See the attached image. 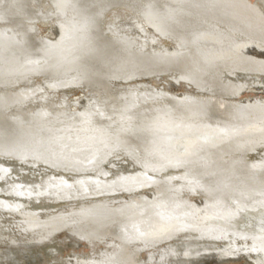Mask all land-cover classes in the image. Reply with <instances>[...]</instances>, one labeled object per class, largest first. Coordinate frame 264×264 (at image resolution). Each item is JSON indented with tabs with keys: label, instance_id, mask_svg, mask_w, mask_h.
Returning <instances> with one entry per match:
<instances>
[{
	"label": "bare ground",
	"instance_id": "bare-ground-1",
	"mask_svg": "<svg viewBox=\"0 0 264 264\" xmlns=\"http://www.w3.org/2000/svg\"><path fill=\"white\" fill-rule=\"evenodd\" d=\"M29 2L0 0V18L11 24L0 26V194L10 197L0 198V234L6 242L29 249L65 234L85 244L86 251L72 250L53 264H168L177 250L165 242L175 240L183 248L170 264L221 260L235 244L246 250L245 264H264V98L248 97L264 90V0H64L74 18L61 20L57 36L50 27L41 31L39 40L22 24L34 13ZM113 5L122 6L121 14L102 32ZM62 35L66 40L55 44ZM25 66L44 76L40 91H61L73 71L79 73L64 89L86 91L69 95L77 101L72 112H23L31 95L18 98L26 89L16 96L9 87ZM84 69L91 74H80ZM163 76L193 92L145 82ZM158 99L165 104H153ZM118 144L138 168L128 162L122 172L110 168L105 182L99 177ZM225 154L227 164L220 161ZM6 156L51 169L26 181L14 173L19 163ZM167 170L184 172L162 180L158 175ZM89 187L128 196L83 200L77 191ZM54 189L60 197L44 199ZM140 190L145 194L134 196ZM182 191L205 198L189 201ZM40 193L36 204L66 205L19 202ZM2 211L19 217L16 229ZM218 241L228 245L208 243Z\"/></svg>",
	"mask_w": 264,
	"mask_h": 264
},
{
	"label": "rangeland",
	"instance_id": "rangeland-1",
	"mask_svg": "<svg viewBox=\"0 0 264 264\" xmlns=\"http://www.w3.org/2000/svg\"><path fill=\"white\" fill-rule=\"evenodd\" d=\"M66 1V0H65ZM31 2V3H30ZM29 2V8L31 11H33L34 13L32 14H29L28 15V18L22 22V24L28 28L29 32H30V36L32 37V39H36V40H39V39H43L42 35H41V31H44V30H47L49 29L48 27H50L51 29L53 28L54 29V32H55V35L54 36H57L58 34H60L61 32H57V30L59 29V26H60V22L61 20H63V18H67V19H72L74 18V14L69 12L68 10H66V5H62L64 4V0H30ZM56 5V6H55ZM69 7H71L70 5H68ZM46 8H48L49 10L46 11ZM40 9V10H39ZM122 10V6H119L117 5V7L115 5H113L112 7H108L106 9V15L105 17L108 18L107 21V27H104V24L101 25V31L102 32H105L106 29L108 27H110L112 25L111 21L115 18V17H118L120 16V12ZM38 11V12H37ZM119 11V12H118ZM130 10H127V12H129ZM40 13V14H39ZM34 14V15H33ZM39 14V15H38ZM55 14V15H54ZM133 14V13H132ZM43 15V16H42ZM123 15H126L125 12ZM41 16V17H40ZM108 16V17H107ZM128 16V15H127ZM111 18V19H110ZM147 19V18H146ZM4 21V22H3ZM10 20H5V19H1L0 18V26H8L10 24L9 22ZM110 22V23H109ZM13 24V23H12ZM57 24V25H56ZM11 25V24H10ZM106 28V29H105ZM146 28V27H145ZM56 29V30H55ZM34 30V31H33ZM33 32V33H32ZM106 33V32H105ZM112 33V32H110ZM46 35V34H45ZM44 35V36H45ZM115 37V35L113 36ZM58 39H54V43L55 44H62L63 41H65L66 39L63 37H56ZM58 49V48H56ZM28 65V64H27ZM25 72L23 73V77L20 78L19 81H15L14 84H12V86L9 87V92L10 93H16L15 95L17 96V93L16 91L17 90H20L21 88H25L26 91L21 92L18 96V98L24 96V94H28L31 95L30 97L32 98H28L27 101L25 100L22 104V111H29L30 108H35V109H39V108H42V109H47L49 112H67V111H71L72 112V107L70 106H73V104H76L77 101H72L74 100L72 98H69V95L70 94H73V93H79L80 91H86V87L85 86H79V87H76V89H68V86H70V82L67 84L66 82H68L69 80H71L76 74H78L79 72L78 71H73V73L71 72L69 75V77L67 79H65V81L63 82V89L64 87H66L64 90H62L61 88V91H60V88H57L56 90H59V92L56 90H46V91H40L39 88H37L39 85H42V83H38V81H42L44 78V76L42 75L41 71L40 70H34V67L32 68V66H25ZM30 71V72H29ZM32 71V72H31ZM29 72V73H28ZM33 73V74H32ZM30 74V75H29ZM74 74V76H73ZM80 74L84 75V76H89L91 74V71H88L87 69H84V70H81L80 71ZM172 79L174 76H172ZM259 77V76H258ZM23 78V79H22ZM176 78V77H174ZM42 79V80H41ZM262 79H264V77H262ZM175 80V79H174ZM172 81L168 76H163L161 77L160 79H147L145 82H147L148 84H151L152 86H154L155 84L157 85V87L159 88H162L163 90H166V91H169V92H179L181 89L183 90H186L187 92H193L192 89L188 86H185L183 83H175V81ZM22 81V82H21ZM66 83V84H64ZM132 83H135V82H132ZM68 85V86H67ZM14 86V87H13ZM253 86V85H252ZM182 87V88H181ZM30 89V90H29ZM36 90V91H35ZM8 91V90H7ZM13 91V92H12ZM52 91V93H51ZM94 91V90H93ZM33 92V93H32ZM47 92V93H46ZM54 92V93H53ZM262 92V93H261ZM260 92V94H253V95H250L248 97H260V98H264V90H262ZM32 93V94H30ZM57 94V95H54V94ZM21 94H23L21 96ZM78 95H82L81 93L78 94ZM54 96V97H53ZM60 96V97H59ZM64 98H63V97ZM67 96V97H66ZM44 97V98H43ZM59 97V98H58ZM62 97V98H61ZM52 98V99H51ZM57 98V99H56ZM60 98H61V101H60ZM243 98H247L246 96L244 97H241L240 99H243ZM69 99V100H68ZM51 100V101H50ZM59 102H58V101ZM66 100V101H64ZM69 105V106H66V104L64 102ZM68 101V102H67ZM45 102V103H44ZM63 102V104H62ZM75 102V103H74ZM61 103V104H60ZM69 103V104H68ZM153 104H160V105H163L165 104V102H162L158 99L157 101H155ZM49 105V106H48ZM51 105V106H50ZM58 106V107H57ZM60 106V107H59ZM70 108V109H69ZM72 108V109H71ZM77 109H80V107H78ZM76 109V110H77ZM19 110H20V107H19ZM75 111V110H73ZM15 113V109H11L9 110L8 112H6L4 115L5 117H8V116H11ZM9 114V115H8ZM206 136V134H198L197 137H204ZM101 139L103 138L102 136L100 137ZM115 150V151H114ZM113 152H112V156L110 155V157L107 159V162L105 163V166H104V170H103V173H101L100 177L101 180H105V182H107L106 180H110V168H117L119 172H122L123 169L122 168V163H129L132 167H136V169L138 168L137 164L134 165L135 160L127 153L125 152L124 148L122 145L118 144L117 146H115ZM116 153V155H114ZM124 155V156H123ZM126 155V156H125ZM128 155V157H127ZM225 157H221L220 161L221 163L223 162L224 164H227L228 163V158L229 156L227 154L224 155ZM231 157V156H230ZM244 157H248V155H245ZM6 160L10 161V162H17L19 163L18 165L17 164H13L14 166L18 167L15 169L14 173L16 174V176L18 177H23L26 179V181L28 180H31V181H37L39 180V177L36 175V174H41L42 172H45V171H50L51 167L47 164H44V163H41V164H35L34 162H29L28 160L27 161H24V162H19L18 160H16L15 158H12V156H6L4 157ZM12 158V159H11ZM132 159V160H131ZM224 160V161H223ZM111 162V163H109ZM247 163V162H246ZM111 164V165H110ZM19 165L23 168H25L23 171L22 169L19 168ZM23 165V166H22ZM45 165V166H44ZM42 166V167H41ZM117 166V167H116ZM36 167V168H35ZM108 167V168H107ZM37 170V172L39 171V173H36L35 170H32L34 169ZM30 169V171L32 170V172H29L28 170ZM82 169V168H81ZM134 169V168H133ZM42 172H41V171ZM44 170V171H43ZM139 170V169H138ZM137 170V171H138ZM48 171V172H49ZM52 171V170H51ZM35 174H34V173ZM170 172V173H169ZM184 171L183 170H167V172H162L161 175L159 174L158 176L160 178H167V177H172L171 175L172 174H181L183 173ZM50 174V173H48ZM87 175H90V174H87ZM167 175V177L165 176ZM152 176V175H151ZM41 181H43V178L41 179ZM178 181V180H177ZM177 183H180L179 181ZM93 189V190H92ZM96 189V191H95ZM90 192H89V191ZM88 190H84L85 193H82L81 191H77V193H81L80 196L82 195L83 196V200H88V199H91V197H95L94 199L97 200V199H106V198H111L113 197V200H115L114 198H119L121 199V197L123 198H126L128 196L125 195V192L122 193V191H116L114 190L112 192V196L107 194V196L105 195L106 193L104 192V190L102 191V189H97V188H88ZM55 189L53 191H49L51 193H47L43 191L45 195L44 199H46L47 195L50 197L48 200L50 201V199H58L57 197H60L58 196L59 195V192L56 193ZM93 191V192H91ZM98 191V192H97ZM145 193H149V192H152V190H144ZM144 191H134L135 192V195L134 196H138V195H144ZM147 191V192H146ZM149 191V192H148ZM41 192V191H40ZM96 192V193H95ZM137 192V193H136ZM183 194L182 195H186V198L183 196H181L182 198L184 199H187L189 201H195V200H199L202 199V198H205L204 196V193H198L199 191H195V194L194 192H190L191 194L187 193L189 191H182ZM56 193V194H55ZM76 193V194H77ZM88 195H87V194ZM104 193V194H103ZM142 193V194H140ZM50 194V195H49ZM52 194V195H51ZM85 197H84V195ZM102 194V195H101ZM187 194H189V196H187ZM194 194V196L192 195ZM201 196H200V195ZM203 194V196H202ZM3 195V196H2ZM35 195V196H34ZM38 194H31L30 197H26L25 199L23 198V200L19 201V202H22L23 201V204L24 203H28L29 206H35V205H38V206H41V205H45V206H65L66 203L62 202V203H52V202H46V203H43V202H40L38 201L39 203H35L34 201L36 200H40V198L43 196L42 193H40V195L36 196ZM55 195V196H54ZM99 197H97V196ZM105 195V196H103ZM114 195V196H113ZM133 194L130 193V196H132ZM54 196V198H53ZM121 196V197H120ZM136 196V197H137ZM191 196V197H190ZM193 196V197H192ZM4 197V198H3ZM36 197V198H35ZM38 197V199H37ZM88 197V199L86 198ZM90 197V198H89ZM102 197V198H100ZM190 197V198H189ZM196 197V198H195ZM0 198H3V199H7L8 201L10 200V197L9 196H6L5 194H0ZM33 198V199H32ZM86 198V199H85ZM97 198V199H96ZM189 198V199H188ZM28 199V201H27ZM32 199V200H31ZM94 199H92L94 201ZM112 200V199H110ZM27 201V202H26ZM77 200H70L71 203H74L76 202ZM69 211V210H68ZM68 211H66L68 213ZM3 212V211H2ZM6 215H5V214ZM14 213H11V212H3V217L5 218V221L7 222V224L10 226V227H13V229H16L18 227V218L15 214L13 215ZM7 215H9L7 217ZM14 217V218H13ZM13 221V222H11ZM16 222V223H15ZM3 235L0 234V264H53L54 261H58L60 258H62V256H66L68 255L72 250H77L79 252H83V251H86L84 247V243L83 242H76L75 240L73 239H70L69 237H67L65 234H61V235H58L57 237L54 238V240L50 243V244H45V245H39V246H30L29 249H27V247L29 246H24V245H21V248L18 244H15V246H13L14 244L8 242V239H7V243L6 242V238L4 239V237H2ZM194 236H198V234H195ZM228 239H232V237L229 235L227 237ZM234 241L237 240V238H233ZM176 242H180V240H175V241H172V242H165V246H167V244L169 243L170 246L174 247V249H176V253L177 254H181L180 252H182V248L183 246L181 245H176L175 243ZM184 242H188L187 239L184 240ZM220 242H223V241H218V242H208L209 245H213L212 243L214 244H226L225 246H227V242H223V243H220ZM200 243H204L202 241H200ZM207 243V244H208ZM175 244V245H173ZM17 245V246H16ZM163 245V246H162ZM161 245V248L164 247V243ZM238 246H240L239 244H235V245H232V247H228V249H225V251L228 253L227 256L225 255H220L219 258H221V260H215L216 257H212V259L209 258V260L205 263L203 262V260H200V262L202 261L204 264H245V260H247V252L245 249H238ZM9 247V248H8ZM15 247V249H14ZM17 247H20V248H17ZM26 249H25V248ZM171 247V248H172ZM235 247V248H234ZM158 248H160L158 246ZM160 248V249H161ZM178 248V249H177ZM232 248V249H231ZM231 249V250H230ZM13 250V251H12ZM11 251V253H10ZM153 251L152 249H150L148 252H151ZM196 252L198 250H195ZM192 252V253H191ZM191 252L189 251L188 253L193 255L195 252L191 250ZM241 252V253H240ZM175 253V251H174ZM176 253L175 255L173 254L172 258L174 259V257L176 256ZM187 253V254H188ZM189 254L187 256H189ZM241 254V255H240ZM172 258L171 260L169 259L167 261L168 264H170L172 261ZM215 258V259H214ZM226 258V259H225ZM233 258V259H232ZM238 259V260H237ZM244 259V261H243ZM54 260V261H53ZM182 263V260L181 259H178L176 260V264H180V262ZM211 261V262H210ZM170 262V263H169ZM248 263V262H246Z\"/></svg>",
	"mask_w": 264,
	"mask_h": 264
}]
</instances>
